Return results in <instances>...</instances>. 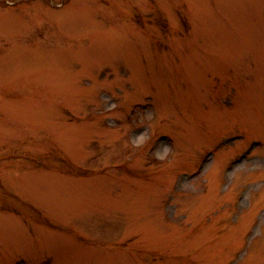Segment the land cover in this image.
I'll return each instance as SVG.
<instances>
[{
  "label": "rangeland",
  "instance_id": "obj_1",
  "mask_svg": "<svg viewBox=\"0 0 264 264\" xmlns=\"http://www.w3.org/2000/svg\"><path fill=\"white\" fill-rule=\"evenodd\" d=\"M0 264H264V0L0 1Z\"/></svg>",
  "mask_w": 264,
  "mask_h": 264
},
{
  "label": "flooded vegetation",
  "instance_id": "obj_2",
  "mask_svg": "<svg viewBox=\"0 0 264 264\" xmlns=\"http://www.w3.org/2000/svg\"><path fill=\"white\" fill-rule=\"evenodd\" d=\"M0 1H2V0H0Z\"/></svg>",
  "mask_w": 264,
  "mask_h": 264
}]
</instances>
